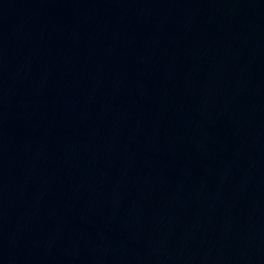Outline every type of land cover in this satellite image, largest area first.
Here are the masks:
<instances>
[{
    "label": "water",
    "instance_id": "obj_1",
    "mask_svg": "<svg viewBox=\"0 0 264 264\" xmlns=\"http://www.w3.org/2000/svg\"><path fill=\"white\" fill-rule=\"evenodd\" d=\"M0 264H264V0H0Z\"/></svg>",
    "mask_w": 264,
    "mask_h": 264
}]
</instances>
